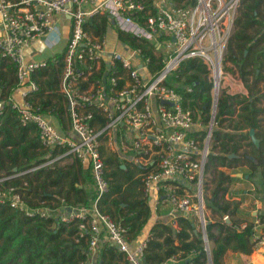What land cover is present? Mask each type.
Listing matches in <instances>:
<instances>
[{
	"label": "built area",
	"instance_id": "obj_1",
	"mask_svg": "<svg viewBox=\"0 0 264 264\" xmlns=\"http://www.w3.org/2000/svg\"><path fill=\"white\" fill-rule=\"evenodd\" d=\"M241 0H0V53L15 63L16 86L8 97L22 124L38 129L41 144L64 148L29 169L65 156L77 157L89 166L96 195L90 207L51 206L41 201L30 205L13 185L0 186V204L19 209L27 216H56L61 221L79 220V236L89 232L87 258L79 264H97L100 244L110 242L128 264H146L144 254L152 231L129 238L127 228L98 208L97 200L108 189L102 152L115 151L123 160L141 168L144 195L154 216L168 205L169 225L179 229V216L193 220V232L202 240L203 264H213L212 241L206 226L211 220L204 198V166L210 151L212 130L223 83L226 44L233 30ZM109 16L114 30L148 40L161 66L150 71L149 56L141 46L107 34L96 36L85 27L96 14ZM66 16L69 30L63 47L59 90L69 109V132L60 130L51 114L38 111L26 99L38 83L33 72L47 59H27L31 40L52 42L59 33L55 19ZM107 33V32H106ZM116 34V33H115ZM201 60L211 81L208 119L203 120L201 101L189 105L173 80L182 61ZM191 92L190 84L184 86ZM4 99L0 97V110ZM96 113L104 117V122ZM121 165H124L123 163ZM15 172L19 175L25 172ZM225 220L228 215L222 216ZM157 219V217H156ZM155 221V220H154ZM158 221V219H157ZM246 222L240 223L245 226ZM255 248L264 246V213L251 221ZM175 251L156 264H202Z\"/></svg>",
	"mask_w": 264,
	"mask_h": 264
},
{
	"label": "trees",
	"instance_id": "obj_2",
	"mask_svg": "<svg viewBox=\"0 0 264 264\" xmlns=\"http://www.w3.org/2000/svg\"><path fill=\"white\" fill-rule=\"evenodd\" d=\"M111 23L109 16L101 13L90 17L84 27L91 34L102 36ZM117 36L119 40L143 48V54L150 58V71L161 66V59L152 52L148 40L120 30H117ZM225 53V60L231 62L247 92L223 90L219 97L215 114L217 127L212 130V144L205 167L212 170L218 166L235 167L244 159L249 165L242 178L244 173L253 177L259 171L264 185V0H241ZM62 57V52L50 56L45 66L33 72L32 78L38 88L29 91L26 99L38 111L54 116L60 130L67 133L69 109L59 90ZM172 79L180 83L178 89L189 98L191 107L197 106L196 100L201 101L202 112L206 113L203 120L208 119L212 83L205 64L197 58L185 59ZM16 82L15 63L0 53V97L4 99L0 110V186H15L32 206L44 201L51 206L90 207L96 195L94 180L89 166L82 164L77 157L65 156L29 169L64 148L44 147L36 126L20 122L18 111L8 101ZM186 84L191 85V92L184 91ZM96 116L104 122L102 115L96 113ZM226 119H230L231 130L222 127ZM249 128L254 129L258 144L251 140ZM102 154L108 189L98 198V208L119 220L127 228L129 238H139L153 215L142 187L140 172L143 168L123 160L115 151H103ZM24 170L19 175H12ZM239 178L219 170L217 179L204 182L205 205L212 215H217V218L210 217L206 226L213 244V264H224L223 255L227 249L245 253L254 249L251 222L240 226V221L232 218L237 203L221 202L228 186ZM226 212L228 217L231 215L228 221L222 218ZM178 220L180 228L176 230L162 221L150 227L152 238L147 241L146 264H156L178 249L185 254L193 250L192 259L202 264L205 262L202 240L193 232V220L188 216H179ZM78 223L79 220L64 222L56 216H27L19 209L0 204V264H79L87 258L89 232L84 228L83 235L79 236ZM97 264L128 263L115 245L103 242Z\"/></svg>",
	"mask_w": 264,
	"mask_h": 264
},
{
	"label": "crops",
	"instance_id": "obj_3",
	"mask_svg": "<svg viewBox=\"0 0 264 264\" xmlns=\"http://www.w3.org/2000/svg\"><path fill=\"white\" fill-rule=\"evenodd\" d=\"M55 19L57 21V25L59 26V33L55 36L54 35L52 36V42H50V43L43 41L42 39L31 40L26 46L25 55H26L27 59H37V60L47 59L50 56H54L56 53H59L63 50V47L66 43L67 35H68L70 20L64 15H58L55 17ZM108 30H114V25L112 23L108 26L107 31ZM112 33H113V36H111V38H110L111 40L109 39L111 44L113 43V40L115 38V32H112ZM112 37H113V40H112ZM242 87H243V89L241 90V93H246V90H245L243 84H242ZM51 118H52V120L57 122L56 119L54 118V116L51 115ZM68 158H70V157H68ZM235 175L238 176L236 173H235ZM238 177H240L239 179H241L242 175L238 176ZM247 177L243 176V179L246 180ZM235 180H237V179H235ZM245 191L246 190H244V192ZM245 193L248 196H243V198L236 200L237 209L232 214V218L237 217L238 218L237 220L240 221L239 223L251 221L254 219V217H256L258 214H260V212L264 213V190L260 192V195L253 196V197H250L247 192H245ZM226 194L224 195V197L226 199H229ZM252 203L255 204V207L251 208L249 210L248 204H252ZM168 208H169L168 205L161 208L160 209V215H158V216H154V212H153L151 222L143 230V233L148 231L149 228L155 222L162 221V222H167V224H168L169 215L166 214ZM208 211L210 212V209H208ZM247 211H249V214H250L249 218H248V212ZM225 214H227V212ZM156 217H157L158 221H157ZM230 217L231 216H229L225 220L226 221L230 220ZM247 219H249V220L247 221ZM175 243H177V240L175 241ZM178 251L182 252L183 250L178 249ZM228 253H233V255L237 256L238 264H242V263L243 264H264V246L258 247V248L254 247V249H252L251 251H249L247 253L227 249L223 255L224 264H228V262H227ZM231 264H234V263L232 262Z\"/></svg>",
	"mask_w": 264,
	"mask_h": 264
},
{
	"label": "rangeland",
	"instance_id": "obj_4",
	"mask_svg": "<svg viewBox=\"0 0 264 264\" xmlns=\"http://www.w3.org/2000/svg\"><path fill=\"white\" fill-rule=\"evenodd\" d=\"M112 32L116 33L114 40H113V37H112L113 42H115L118 39L117 30L116 29L107 31L106 34L108 36V41L110 42V40H111L110 38H111V36H113ZM225 57H226V53H225ZM233 69H234V67L231 64V62L225 60V58H224V62H223L224 79H223V83H222V86H221L220 91H219V97L221 96L223 90H225L226 92H229V93H241V90L243 89L242 82H241V80H240V78L238 76V73L236 71H234ZM229 122H230V119L224 120L222 127L225 128V129L231 130L230 127H229ZM215 127H217L216 122L214 124V128ZM68 132H69V130L67 131V133ZM211 144L212 143H210V148H211ZM109 151L110 150H106V149L104 150L105 153H108ZM248 165H249V162L244 160V159H242V160L239 161V164H237L235 167H225V166L224 167L223 166L219 167L218 166L215 170H212L211 168H207V167L204 166V176H205L204 182L205 181H210L211 182L212 178L217 179L219 177V170H224V172H227L229 174L235 175V173H237V172H241L242 173L243 171L248 170ZM261 183L262 182H261V176L259 174V171L253 177H249V175H248L246 180L243 179V178L234 180L228 186V190H227V194H226L227 197L230 200L226 199L225 197H222L221 198L222 204L224 202H227L226 200H228L230 202H233V203H236V200H239L240 198H243V196H248V195H246L245 192H247L250 197L260 195V192L264 190V185L261 184ZM212 186H213V184H212ZM244 190H246V191L244 192ZM248 205H249V210L251 208L255 207V204H253V203L252 204H248ZM207 212H209L208 209H207ZM247 212H248V218H249L250 217L249 211H247ZM209 216L210 217L214 216V218H217V215H212L211 212H209ZM234 218L238 219L237 217H234ZM248 220L249 219H247V221ZM251 221H249V222H251ZM176 251H178V250H176ZM227 262H228V264H231L232 262L234 264H238L237 256L233 255V253H228Z\"/></svg>",
	"mask_w": 264,
	"mask_h": 264
},
{
	"label": "water",
	"instance_id": "obj_5",
	"mask_svg": "<svg viewBox=\"0 0 264 264\" xmlns=\"http://www.w3.org/2000/svg\"><path fill=\"white\" fill-rule=\"evenodd\" d=\"M249 135H250V137H251V140L255 143V144H258V141H259V139L255 136V133H254V129L253 128H249ZM230 155H234V154H230ZM251 158H252V156H250ZM16 168L14 167V170H15ZM238 176H241L242 175V173L241 172H237L236 173ZM249 174L248 173H244V177H247Z\"/></svg>",
	"mask_w": 264,
	"mask_h": 264
}]
</instances>
